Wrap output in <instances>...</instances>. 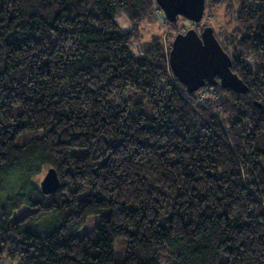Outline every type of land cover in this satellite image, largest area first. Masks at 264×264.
Listing matches in <instances>:
<instances>
[{"label": "trees", "instance_id": "1", "mask_svg": "<svg viewBox=\"0 0 264 264\" xmlns=\"http://www.w3.org/2000/svg\"><path fill=\"white\" fill-rule=\"evenodd\" d=\"M220 6L247 92L206 84L203 100L172 74L170 41L131 50L146 21L190 22L155 0H0V263L264 264V72L245 63L264 59V0L204 14Z\"/></svg>", "mask_w": 264, "mask_h": 264}, {"label": "water", "instance_id": "2", "mask_svg": "<svg viewBox=\"0 0 264 264\" xmlns=\"http://www.w3.org/2000/svg\"><path fill=\"white\" fill-rule=\"evenodd\" d=\"M170 23L178 17L198 24L205 10V0H155ZM168 62L172 74L183 84L188 93L200 90L206 84L220 85L239 93L247 92V86L231 70L232 60L223 50L210 26L203 27L198 33L189 28L177 33L168 53ZM45 195L57 191L59 179L54 168H48L39 183Z\"/></svg>", "mask_w": 264, "mask_h": 264}, {"label": "rangeland", "instance_id": "3", "mask_svg": "<svg viewBox=\"0 0 264 264\" xmlns=\"http://www.w3.org/2000/svg\"><path fill=\"white\" fill-rule=\"evenodd\" d=\"M163 15V14H162ZM165 16V15H164ZM229 16L225 13L224 7H216L211 8L203 15V18L200 23L194 24L192 22H187L184 20H180L176 26L171 27L167 24H161L162 21L156 19H151L149 21L144 22L141 25L140 29V38L139 40L135 41L131 45V50L135 52L136 54L140 55V47L142 42L149 41L153 36H158L161 38L163 43L165 45H168V41L172 44V41L177 33H184L189 28H194L198 33H200L205 26H211L213 28V31L215 33L216 38L220 41L225 40V36L228 34L230 30V26L228 25L229 22ZM166 18V17H165ZM116 21L119 24V26L123 30H128L129 23L127 19L123 15H119L116 17ZM159 21V22H158ZM171 47V46H170ZM245 63L247 66L253 71L257 72V70H260L261 72H264V59L263 60H255L252 57H249L246 59ZM264 75V73H263ZM201 91L198 93L197 98L208 100L209 98H213L215 96L216 91L211 89H206L205 86L201 88ZM127 95L124 96L126 98ZM34 134H28V137L33 136ZM23 140L19 139L17 140V144H21ZM47 171V168H43L42 171L36 175L32 181L38 186L40 181L43 179L45 173ZM25 208L20 209L19 211H16L15 215H20ZM99 218L97 215H91L86 218L85 222L76 230V234L78 236H83L85 233L92 230L97 224H98ZM45 220L42 221L43 224H45ZM47 224V223H46ZM124 243V242H123ZM114 255H115V261L116 262H122L124 259V246L122 251V241L116 240L113 245ZM225 262V258L221 257L220 264ZM0 264H7V263H0Z\"/></svg>", "mask_w": 264, "mask_h": 264}, {"label": "built area", "instance_id": "4", "mask_svg": "<svg viewBox=\"0 0 264 264\" xmlns=\"http://www.w3.org/2000/svg\"><path fill=\"white\" fill-rule=\"evenodd\" d=\"M162 14L164 15V13H163V11H162L161 9H158V10L156 11V15H157V16H159V17H160V16H163Z\"/></svg>", "mask_w": 264, "mask_h": 264}]
</instances>
